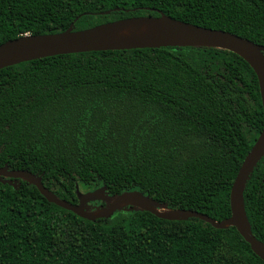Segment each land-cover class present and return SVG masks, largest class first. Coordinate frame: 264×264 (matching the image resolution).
I'll return each instance as SVG.
<instances>
[{"label":"trees","instance_id":"16d2710c","mask_svg":"<svg viewBox=\"0 0 264 264\" xmlns=\"http://www.w3.org/2000/svg\"><path fill=\"white\" fill-rule=\"evenodd\" d=\"M159 12L264 46V0H0V43ZM263 123L255 72L221 48L90 51L0 69V167L40 175L72 203L76 185L111 197L136 189L226 219ZM3 179L18 187L0 182V264H264L234 226L125 209L90 221ZM244 202L264 241V156Z\"/></svg>","mask_w":264,"mask_h":264},{"label":"water","instance_id":"95a60500","mask_svg":"<svg viewBox=\"0 0 264 264\" xmlns=\"http://www.w3.org/2000/svg\"><path fill=\"white\" fill-rule=\"evenodd\" d=\"M109 13L110 11L104 12ZM187 46L221 48L244 59L257 76L264 115V46L231 32L185 22L163 12H159L158 16H133L79 30L74 29L73 22L64 31L26 34L9 39L0 43V69L60 54ZM263 156L264 123L232 182L229 196L231 215L221 221L195 210L169 208L166 203H160L136 189L111 197L105 186L81 192L76 185L78 202L72 203L46 188L40 175L23 169H9L7 166L0 167V182H8L17 188V182L3 178L23 179L35 186L48 202L90 221L110 218L116 211L125 209L148 211L164 220L198 218L220 229L234 226L252 252L264 261V241L257 239L252 233L244 202L247 180ZM96 200L105 201L106 206L92 205L91 202Z\"/></svg>","mask_w":264,"mask_h":264},{"label":"rangeland","instance_id":"374dc122","mask_svg":"<svg viewBox=\"0 0 264 264\" xmlns=\"http://www.w3.org/2000/svg\"><path fill=\"white\" fill-rule=\"evenodd\" d=\"M90 190H92V189H90V188H86V187H84V186H81V187H80V191H81V192H86V191H90Z\"/></svg>","mask_w":264,"mask_h":264}]
</instances>
